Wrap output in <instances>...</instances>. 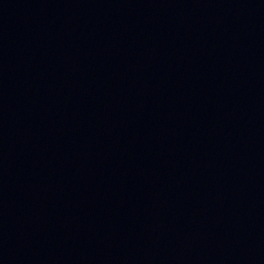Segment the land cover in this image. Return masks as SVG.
Listing matches in <instances>:
<instances>
[{
	"label": "water",
	"instance_id": "95a60500",
	"mask_svg": "<svg viewBox=\"0 0 264 264\" xmlns=\"http://www.w3.org/2000/svg\"><path fill=\"white\" fill-rule=\"evenodd\" d=\"M0 264H264V0H0Z\"/></svg>",
	"mask_w": 264,
	"mask_h": 264
}]
</instances>
